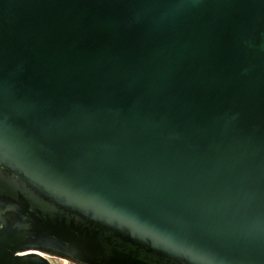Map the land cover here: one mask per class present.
I'll list each match as a JSON object with an SVG mask.
<instances>
[{
	"label": "water",
	"instance_id": "95a60500",
	"mask_svg": "<svg viewBox=\"0 0 264 264\" xmlns=\"http://www.w3.org/2000/svg\"><path fill=\"white\" fill-rule=\"evenodd\" d=\"M264 264V0H0V264Z\"/></svg>",
	"mask_w": 264,
	"mask_h": 264
},
{
	"label": "rangeland",
	"instance_id": "374dc122",
	"mask_svg": "<svg viewBox=\"0 0 264 264\" xmlns=\"http://www.w3.org/2000/svg\"><path fill=\"white\" fill-rule=\"evenodd\" d=\"M51 262L53 263V264H70V263H68L67 261H65V260H62V259H59V258H55V257H51Z\"/></svg>",
	"mask_w": 264,
	"mask_h": 264
}]
</instances>
